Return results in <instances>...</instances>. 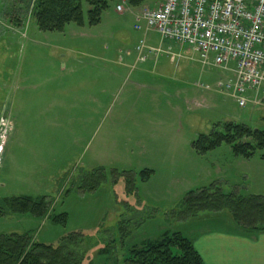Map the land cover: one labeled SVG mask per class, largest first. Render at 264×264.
I'll list each match as a JSON object with an SVG mask.
<instances>
[{
  "label": "rangeland",
  "instance_id": "obj_1",
  "mask_svg": "<svg viewBox=\"0 0 264 264\" xmlns=\"http://www.w3.org/2000/svg\"><path fill=\"white\" fill-rule=\"evenodd\" d=\"M120 2L109 1L99 22L89 25V6L81 0L82 25L42 31L32 17L33 0H0V199L45 196L50 214L67 213L65 225L7 214L0 234L30 232L33 240L55 245L80 232V242L67 249L81 264H123L130 249L165 231L195 242L202 234L250 233L227 209L186 217L181 202L213 182L224 193L236 187L241 194L264 183L253 162L262 150L244 161L227 144L205 154L191 146L228 122L264 130L261 93L248 92L239 107L216 88L228 72L211 56L203 61L187 45L135 30L138 8L123 5L119 13ZM142 39L158 49L143 62L135 51ZM96 167L105 173L99 187L78 189ZM144 169L152 173L140 182ZM112 170L132 171L136 190L127 193ZM103 247L108 254H98Z\"/></svg>",
  "mask_w": 264,
  "mask_h": 264
},
{
  "label": "trees",
  "instance_id": "obj_2",
  "mask_svg": "<svg viewBox=\"0 0 264 264\" xmlns=\"http://www.w3.org/2000/svg\"><path fill=\"white\" fill-rule=\"evenodd\" d=\"M111 0H85L89 9V25L99 22L102 11ZM127 5L138 7L145 0H125ZM32 17L39 30L62 31L69 22L83 24L81 0H33ZM222 144H227L235 156L251 157L256 149L264 152V130L252 129L245 124L224 123L219 130H212L208 135H199L191 144L198 154H205ZM264 158V153L259 155ZM116 177H122L127 193L136 190L132 171H111ZM152 170L139 172L140 182L148 180ZM103 167H96L87 172L82 184L77 188L82 191L97 189L104 180ZM184 216L189 217L198 211H219L227 209L234 223L248 232H264V195L241 194L236 187L224 193L219 183H210L200 189L188 191L182 199ZM51 202L45 196H17L0 199V217L7 214L29 215L48 218L53 224L65 225L67 213L50 214ZM127 233L123 234L124 237ZM82 234L71 232L61 237L57 244L38 242L32 239L30 232L0 234V264H81V257H76L74 246L80 242ZM72 248V247H71ZM101 248L98 254H108ZM123 264H205L193 243L180 232L165 231L154 240H144L141 246L132 248L123 259Z\"/></svg>",
  "mask_w": 264,
  "mask_h": 264
},
{
  "label": "built area",
  "instance_id": "obj_3",
  "mask_svg": "<svg viewBox=\"0 0 264 264\" xmlns=\"http://www.w3.org/2000/svg\"><path fill=\"white\" fill-rule=\"evenodd\" d=\"M125 0L116 4L126 10ZM128 6V5H127ZM134 29L155 31L163 40L187 45L203 61L212 57L214 66L228 72L216 82L230 93L239 107L248 92L264 99V0H161L141 4ZM156 48L144 39L136 45L137 61H146Z\"/></svg>",
  "mask_w": 264,
  "mask_h": 264
},
{
  "label": "crops",
  "instance_id": "obj_4",
  "mask_svg": "<svg viewBox=\"0 0 264 264\" xmlns=\"http://www.w3.org/2000/svg\"><path fill=\"white\" fill-rule=\"evenodd\" d=\"M237 157L244 161L258 158L255 157L254 154L249 158H244L242 156ZM229 160L235 162L234 159ZM254 160H257L253 162H257V168L260 172V183L264 181V158L259 156L258 159ZM258 185L259 186L256 188L257 190L250 194L264 195V183ZM202 237L203 238L196 242H191L205 264H264V232H250L248 234L246 233V235L238 233H214L213 235L202 234Z\"/></svg>",
  "mask_w": 264,
  "mask_h": 264
}]
</instances>
